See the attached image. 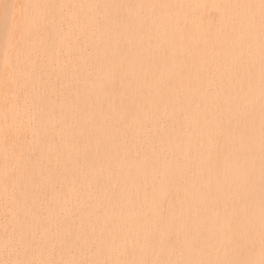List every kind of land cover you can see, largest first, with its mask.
<instances>
[{"label": "bare ground", "instance_id": "bare-ground-1", "mask_svg": "<svg viewBox=\"0 0 264 264\" xmlns=\"http://www.w3.org/2000/svg\"><path fill=\"white\" fill-rule=\"evenodd\" d=\"M0 264H264V0H0Z\"/></svg>", "mask_w": 264, "mask_h": 264}]
</instances>
